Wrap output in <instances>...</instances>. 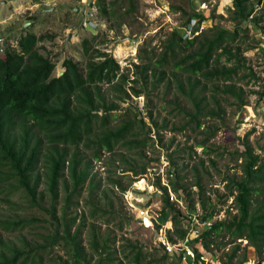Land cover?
Wrapping results in <instances>:
<instances>
[{
	"label": "trees",
	"instance_id": "1",
	"mask_svg": "<svg viewBox=\"0 0 264 264\" xmlns=\"http://www.w3.org/2000/svg\"><path fill=\"white\" fill-rule=\"evenodd\" d=\"M259 1L231 0L229 19L233 22L232 29L214 24L192 37H183L175 31L174 34L170 33L156 59L149 57L146 61L133 65L135 78L131 79V82L141 78L146 83L151 77V83H156L169 75V80L175 84L178 94L191 104L192 111L185 112L189 117L186 123L179 127L173 126V130H182L191 122L198 129L202 126L203 116L221 117L223 111L219 98L223 95L233 97L241 108L247 104L243 87L236 86L233 80L240 72V68L249 69L248 74L257 78L249 67L244 66L243 56L244 51L253 49L256 45L249 44L243 48L242 44L243 39H249V25L259 29L263 21L262 16L255 15ZM97 5L103 16L111 17L114 14V11L108 10L102 2H98ZM191 19H197L200 23L206 18L201 12L193 11L187 14L185 25ZM39 40L40 37L27 31L18 37L15 47L6 46L4 55L0 57V181L14 180L12 187L23 189L30 197L31 203L39 205L36 199L37 186L43 175L52 198V204L46 210L55 219L56 226L55 232L46 235L38 247L46 248L62 242L68 254L70 253L71 264H89L85 258V247L80 240L85 220L82 218L78 225H75L78 216L66 218V208L77 206L78 199L70 204L71 197L79 195L87 182L89 191L87 203L96 209L97 204L94 200L100 191V184L95 180V174L91 172V162L84 160L77 147L86 139L93 148V157L97 159L101 151L111 154L115 147L121 144L126 145L128 149L137 148L138 155L145 158L143 147L147 145L151 136L150 130L144 128L142 118L133 114L131 118H125L114 125L110 124V120L118 115L117 101H125L130 93L134 96L142 95L144 90L128 86V75L119 72V65L115 59L98 49L90 52L88 40L82 41L84 54L88 58L85 68L82 70L73 59L65 58L62 62V73L55 76L52 74L55 63L48 54L41 52L36 46ZM101 85H107L109 93L112 95L114 93L113 97L116 100L108 101L106 91L101 90ZM261 87V91L256 92L259 99L264 97V83ZM211 102L214 107L209 106ZM97 108L101 109V114L95 111ZM148 116H152L151 111L148 112ZM152 122L158 129L157 122L154 119ZM135 128L144 135L139 136V133L134 132ZM215 131L216 127L212 126L200 130L204 137L196 142V145L202 147L204 152L208 149L206 141L213 137ZM157 136L158 142H161L162 136L158 131ZM151 144H154V140ZM243 145L244 149L236 152L237 158L241 160V174L225 177L227 191L220 194L225 200L232 197L231 205L236 212L229 219L217 221L211 229L205 230L201 244L205 254L209 253L215 234L225 232L239 240L246 239L264 260V154L253 152L246 141ZM69 147L74 149L70 151ZM167 157L174 172L171 180L173 190L178 197L185 200L186 211L190 212L195 202H198L203 210V217L211 215L217 206H212L206 211V204H211V198L205 196L200 178L197 177L192 185L197 188V198H193L190 188L182 182L184 175H180V172L184 167L181 169L175 167L176 157L172 153L167 154ZM121 160L124 161L123 158ZM154 160H157V157L148 158L138 166L132 159L125 161L128 166L121 171L131 173L130 182L123 186L119 178L127 174H116L117 177L109 179V183L124 191L132 181L145 173L148 162ZM208 160L212 164L215 163L212 158ZM199 163L203 164L204 159H199ZM40 167L42 172L37 171ZM193 169L196 171L195 167ZM65 172L69 180L64 178L62 185L65 190L69 187L71 190L66 193L63 212L57 216L55 201L58 198L59 179ZM100 192L103 197H108L104 190ZM160 198L162 202L160 217L162 216L163 220L161 222L164 223L169 212L172 213L173 233L168 230V239L172 241L173 234L178 238L183 237L186 232L185 213L178 210L167 197ZM254 199L256 206L251 208ZM109 205L112 206L111 203ZM91 213L93 216L94 210ZM25 223L23 219L1 222L2 227L10 231L25 226ZM108 247L105 242L100 243L93 233L90 248L100 255L97 264H108L107 262L111 261L112 252L109 251L103 256ZM161 250L162 253L157 258V249L149 251L137 243L131 244L130 264H155L168 259L170 256ZM237 250L238 246L221 262L233 264L232 260ZM210 255L214 257L213 254ZM32 257L31 252L14 248L11 255L0 253V264H27ZM246 259L244 254L237 264H242ZM65 262L69 263L68 260ZM170 263L176 264V255L172 256Z\"/></svg>",
	"mask_w": 264,
	"mask_h": 264
},
{
	"label": "rangeland",
	"instance_id": "2",
	"mask_svg": "<svg viewBox=\"0 0 264 264\" xmlns=\"http://www.w3.org/2000/svg\"><path fill=\"white\" fill-rule=\"evenodd\" d=\"M203 1L206 6L201 4L202 9H199L197 2L188 3L185 0H55L52 9L46 10L42 5H33L35 2L28 0H0V39H2L0 46L3 50L6 46L15 47L21 34L27 31L32 32L40 37L36 46L41 52L48 54L55 63L52 74L57 76L63 71L62 62L65 58L73 59L80 69L85 68L88 58L84 54L82 41L88 40L90 52L98 49L107 52L115 59L119 65V72L128 75V86L144 90L142 95L134 96L130 93L125 101H117L118 115L110 120V124L114 125L125 118H131L133 114L142 118L145 123L144 128L150 130L151 136L147 145L143 147L145 158L138 155L137 148L128 149L126 145L121 144L117 145L111 154L101 151L97 159L93 157V148L86 139L77 147V151L84 160L91 162V172L95 174V180L99 181L100 191L104 190L108 194V197H103L100 191L97 192L94 200L97 204L95 209L87 203L89 191L86 182L79 195L71 197L70 204L78 199L77 206L66 208V218L78 216L75 225H78L82 218L85 220L80 240L85 247V258L89 264H97L100 257L90 248L93 233L100 243L105 242L109 246L105 249L103 256L109 251L112 252L111 261H108V264H130L131 244L137 243L149 251L157 249V258L162 253V248L154 237L152 224L155 222L151 221L150 226L140 224L135 219L136 214L128 205L131 200V191L134 196L138 195L140 189L139 191L135 189L144 188V180H140L141 182L135 189L132 181L124 191H120L109 183V179L117 177L116 174H127L119 178L123 186L130 182L131 173L121 171L128 166L125 161L132 159L138 166L146 162L148 158L161 155L165 157L172 153L176 157L175 167L178 169L184 167L180 175H184L182 182L190 188L191 197L197 198V188L192 185L199 177L205 196L211 198V204H206V211H209L212 206H219L223 209L225 218L229 219L236 212L231 205L232 197L225 200L220 194L227 191L225 177L241 174V160L237 158L236 152L244 149L243 143L246 141L252 147L253 152L264 154V97L259 99L256 93L261 91L264 83V38L262 39L264 36V0L257 3L258 7L255 12V15L263 18L259 25L260 28H255L250 24L249 39H243L242 44L243 48L249 44L256 45L255 48L244 51L243 56L245 57L244 66L249 67L257 78L248 74L249 69L240 68L238 78L233 80L236 86L241 85L245 91L247 104L243 108L238 106L233 97L223 95L219 98L223 111L221 117L203 116L202 126L198 129L191 122L182 130H173V126L179 127L186 123L189 117L185 112L192 111V106L188 100L178 94L175 84L169 80V75L156 83H151V77L146 83L141 78L135 82L130 81L135 78L133 65L140 64L149 57L156 59L163 50L170 33L174 34L177 31L185 37L187 35L185 28L194 29L196 27L197 32L200 33L214 24L228 29L233 28V22L229 19V8H232L231 0ZM98 2H102L108 10L114 11V14L111 17L103 16L98 9ZM75 6L78 7L77 10L74 9ZM196 10H200L198 12H201L206 19L200 23L195 19L198 26L197 23L191 25L194 19L185 25L187 14ZM87 16L92 23L85 28L81 22ZM3 55L4 51L0 50V57ZM100 87L102 91H106L108 101L116 100L113 97L114 93L113 95L109 93L107 85ZM208 87H210L209 84ZM209 106L214 107L212 102ZM95 111L101 114L100 108ZM149 111L152 112L151 117L148 116ZM153 119L157 122L158 129L153 125ZM162 125H165L164 128H161ZM207 126L216 127V131L213 137L206 141L208 149L204 152L202 147L196 145V142L204 137V133L200 130ZM157 131L162 136L161 142L157 140ZM134 132L139 133V136L144 135L138 128H135ZM69 148L70 151L74 149ZM201 158L204 159V163L200 165L199 159ZM208 158H212L215 163L212 164ZM154 163L156 160L148 162L147 167ZM38 170L42 172L41 167ZM41 176L42 180L37 186L36 198L39 205L31 203L30 197L23 189L12 187L14 180L0 181V253L11 255L12 249L19 248L31 252L33 257L27 264H66V260L69 261L68 264H71L70 253L68 254L62 242L46 248L38 247L46 235L55 232L56 226L55 219L46 210L50 208L52 198L44 183V177ZM64 178L69 180L66 172L59 179L58 198L55 201L57 216L63 212L66 193L71 190L70 187L67 190L64 189L62 185ZM153 181L151 178H146L149 185L153 184ZM152 192L153 190L144 191L140 193V196L145 202H154L152 209L161 215V198L158 199L151 195ZM254 197L257 196L254 195ZM255 206L254 199L251 208ZM93 210L94 215L92 216L91 211ZM171 215L172 213L169 212L164 221L166 225H169L168 220L171 219ZM161 218L162 216H159L158 220L163 223ZM16 219L25 220V226L11 231L2 227V221ZM171 226L173 228L172 222ZM236 246L238 250L232 260L233 264H237L244 254L247 259L242 264H256L258 261L264 264V260L247 243L246 239L239 240L225 232L215 234L209 247L210 252L206 253L208 254L206 256L213 259L216 264H223L222 259L225 260ZM171 260L168 258L155 264H171Z\"/></svg>",
	"mask_w": 264,
	"mask_h": 264
},
{
	"label": "built area",
	"instance_id": "3",
	"mask_svg": "<svg viewBox=\"0 0 264 264\" xmlns=\"http://www.w3.org/2000/svg\"><path fill=\"white\" fill-rule=\"evenodd\" d=\"M35 2L33 5H42L44 9L49 10L54 5L55 0H28ZM190 2H197L200 5L206 6V3L203 0H189ZM264 3V2H263ZM264 9V5H263ZM200 11V10H196ZM252 15H250L251 17ZM82 25L85 28L89 27V24L92 23L90 18L84 17L82 20ZM195 19L191 25L196 24ZM198 26V23H197ZM187 30L185 37H192L191 35L198 34L197 28L191 29V27L185 28ZM264 36H262V39ZM0 44H2V39H0ZM0 50L4 51L0 46ZM174 172L173 167L168 159L167 155H161L157 157L156 163L148 166L145 170V173L138 179L134 180L132 184L137 187V182L140 180H144V188H136L135 190L140 193L144 191L153 190L151 195L159 198L161 196L167 197L168 201L173 203L174 206L185 213L186 218L184 220V228L186 232L183 237L178 238L175 234H173V240H169L167 237L168 230L173 233V228L171 226V219L169 218L168 223H160L158 218L160 213L154 212L152 209L153 203L145 202L144 198L140 196L141 194L138 192V195H133L131 191V200L128 202V205L131 207V211L136 214V221L141 219L142 222L140 224L149 225L152 224L151 221L155 222L152 224L154 228V237L157 240L160 247L170 256L176 255V264H216L213 259L207 258L205 251L202 247V234L205 230H209L212 228L213 224L217 221H221L225 218L223 215V209L217 206V209L212 212L211 215L207 217H203V210L198 202H195L194 208L190 211H186V202L182 197H178L175 191L173 190V186L171 184V180L173 179ZM146 178H151L153 184H148L146 182ZM157 182V183H156ZM231 198V197H230ZM232 202V199H231ZM138 222V221H137Z\"/></svg>",
	"mask_w": 264,
	"mask_h": 264
},
{
	"label": "water",
	"instance_id": "4",
	"mask_svg": "<svg viewBox=\"0 0 264 264\" xmlns=\"http://www.w3.org/2000/svg\"><path fill=\"white\" fill-rule=\"evenodd\" d=\"M51 9H52V8H51ZM74 9H75V10H77V9H78V7H77V6H75V7H74ZM27 23H28V22H26V24H27ZM137 221H138L139 223H141V222H142V220H141V219H138ZM256 264H261V262H260V261H258Z\"/></svg>",
	"mask_w": 264,
	"mask_h": 264
},
{
	"label": "bare ground",
	"instance_id": "5",
	"mask_svg": "<svg viewBox=\"0 0 264 264\" xmlns=\"http://www.w3.org/2000/svg\"><path fill=\"white\" fill-rule=\"evenodd\" d=\"M139 182H141V181H139ZM140 187V186H139ZM141 188V187H140Z\"/></svg>",
	"mask_w": 264,
	"mask_h": 264
},
{
	"label": "crops",
	"instance_id": "6",
	"mask_svg": "<svg viewBox=\"0 0 264 264\" xmlns=\"http://www.w3.org/2000/svg\"><path fill=\"white\" fill-rule=\"evenodd\" d=\"M139 184V182L137 183V185Z\"/></svg>",
	"mask_w": 264,
	"mask_h": 264
}]
</instances>
